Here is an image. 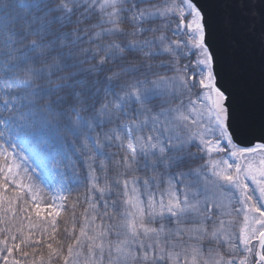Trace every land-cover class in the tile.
Here are the masks:
<instances>
[{
    "label": "snow or ice",
    "instance_id": "obj_1",
    "mask_svg": "<svg viewBox=\"0 0 264 264\" xmlns=\"http://www.w3.org/2000/svg\"><path fill=\"white\" fill-rule=\"evenodd\" d=\"M0 264H264V0H0Z\"/></svg>",
    "mask_w": 264,
    "mask_h": 264
},
{
    "label": "trees",
    "instance_id": "obj_2",
    "mask_svg": "<svg viewBox=\"0 0 264 264\" xmlns=\"http://www.w3.org/2000/svg\"><path fill=\"white\" fill-rule=\"evenodd\" d=\"M29 251H30V249H29ZM41 254H43L45 257L47 256V248L46 247H43L40 251H38L36 253V256L39 257ZM29 259L31 260V257H29Z\"/></svg>",
    "mask_w": 264,
    "mask_h": 264
}]
</instances>
